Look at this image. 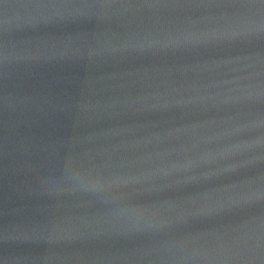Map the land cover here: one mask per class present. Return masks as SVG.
Here are the masks:
<instances>
[{
    "label": "water",
    "instance_id": "obj_1",
    "mask_svg": "<svg viewBox=\"0 0 264 264\" xmlns=\"http://www.w3.org/2000/svg\"><path fill=\"white\" fill-rule=\"evenodd\" d=\"M0 264H264V0H0Z\"/></svg>",
    "mask_w": 264,
    "mask_h": 264
}]
</instances>
